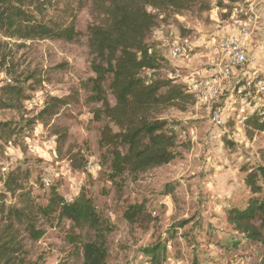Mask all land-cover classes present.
I'll list each match as a JSON object with an SVG mask.
<instances>
[{
    "label": "rangeland",
    "instance_id": "374dc122",
    "mask_svg": "<svg viewBox=\"0 0 264 264\" xmlns=\"http://www.w3.org/2000/svg\"><path fill=\"white\" fill-rule=\"evenodd\" d=\"M68 1L73 0H57L55 17L67 18L63 11ZM210 3L209 12L193 8L160 21L153 30L149 41L160 60L154 72L157 78L168 77L179 66L169 58L172 42L190 38L200 56L212 35L226 32L235 3L223 1L224 8L216 7L217 0ZM72 9L77 33L72 42H22L0 36V87L14 79L22 83L27 95L22 111H0V122L23 126L37 117L50 97L63 103L51 119L43 124L34 121L16 144L4 147L0 167L1 173L27 170L32 198L42 206L47 205L51 191L68 203L85 195L102 226L92 230L56 215L48 222L40 220L43 235L36 241L21 235L23 252L12 264H83L84 248L89 245L103 250L107 264H152L144 252L156 244L161 245L160 259L153 264H262L264 244L235 232L225 222L224 210L227 204L239 205L246 173L264 166L260 161L264 131L248 132L238 119L240 114L236 119L225 114L224 126L217 128L210 121V111L194 100L184 110L166 108L158 118L177 134L179 156L166 166L112 180L109 150L101 143V131L108 122L98 112L101 103L91 82L87 27L93 20L88 7ZM199 56L192 70L205 66ZM257 66L261 68L260 63ZM244 70L248 75L251 68L246 65ZM147 75L152 73L141 72ZM30 76L34 77L27 80ZM237 81L223 87L211 108L221 110L233 102ZM104 95L113 105L110 93ZM54 133L65 134L60 155ZM70 156L78 168L72 167ZM258 185L264 197V179ZM134 205L143 209L128 220L125 213Z\"/></svg>",
    "mask_w": 264,
    "mask_h": 264
},
{
    "label": "trees",
    "instance_id": "16d2710c",
    "mask_svg": "<svg viewBox=\"0 0 264 264\" xmlns=\"http://www.w3.org/2000/svg\"><path fill=\"white\" fill-rule=\"evenodd\" d=\"M223 1L237 2L217 0L216 7L224 8ZM56 3L57 0H0V36L22 42H72L77 36L71 20L72 6L76 10L88 7L93 20L87 27L88 48L92 55L90 69L94 74L91 82L96 101L101 103L98 112L108 122L101 131V143L108 148L111 157L110 178L138 175L173 162L179 156L178 136L167 121L158 118V113L170 107L184 110L193 99L180 83L168 77H156L154 72L159 69L160 60L151 49L149 36L160 21L170 16L193 8L198 12L211 11L210 0H73L65 5L63 13L67 18L64 20L53 15ZM143 71L152 73L153 77L141 76ZM105 91L112 96L113 105L106 99ZM26 99V88L14 79L0 87V111H22ZM62 104L60 99L50 97L37 117L27 120L23 126L1 121L0 156L7 144H16L22 133L30 130L34 121L43 124L55 116ZM226 106L221 110L225 111ZM225 114H232L235 119L239 116L237 107ZM241 117L238 119L248 132L264 131V115L248 112L243 119ZM54 135L60 155L65 134ZM68 160L73 164L71 156ZM260 161L264 164V148L260 150ZM72 167L79 166L73 164ZM28 178L27 170L1 173L0 167V264H12L23 252L21 235L25 234L31 241L43 235L40 220L48 222L56 215L57 219L86 224L92 230L102 226L91 200L83 194L68 203L51 191L47 205L37 204L32 198ZM259 179H264L263 165L243 177V187L237 198L239 205L227 204L224 219L249 241L264 244V197H261ZM10 200L14 205L8 203ZM138 209L143 207H130L126 218L130 220L136 216ZM160 250L159 244L145 250L150 263L159 262ZM83 259V264H107L103 250L92 245L84 248Z\"/></svg>",
    "mask_w": 264,
    "mask_h": 264
},
{
    "label": "built area",
    "instance_id": "2783aa9c",
    "mask_svg": "<svg viewBox=\"0 0 264 264\" xmlns=\"http://www.w3.org/2000/svg\"><path fill=\"white\" fill-rule=\"evenodd\" d=\"M258 2L259 0H244L242 4L235 3L230 8L227 31L212 35L203 45L200 56L198 47L187 37H182L169 46V58L176 64L184 63L188 68L198 56L205 60L202 69L183 71L181 67L175 66L168 78L183 85L197 106L201 105L210 111V121L217 128L224 126L225 112L235 107L242 119L248 112L264 115V78L258 75L244 77V67L249 61V41L259 21ZM234 80L238 81L233 88V102L226 106L224 112L211 108L221 97L223 87ZM193 134L192 132L191 135Z\"/></svg>",
    "mask_w": 264,
    "mask_h": 264
},
{
    "label": "crops",
    "instance_id": "0c3cea01",
    "mask_svg": "<svg viewBox=\"0 0 264 264\" xmlns=\"http://www.w3.org/2000/svg\"><path fill=\"white\" fill-rule=\"evenodd\" d=\"M257 13L259 15V21L257 29H255L248 45V52L250 53L251 58H249L250 63L247 64V68L251 70L247 71L249 74L244 73L245 76L252 77L253 75H258L264 78V0H259L257 5ZM227 31V30H225ZM261 64V68L257 65ZM195 63L188 65L189 70L194 69ZM179 67L185 68L187 65L184 63L179 64Z\"/></svg>",
    "mask_w": 264,
    "mask_h": 264
}]
</instances>
